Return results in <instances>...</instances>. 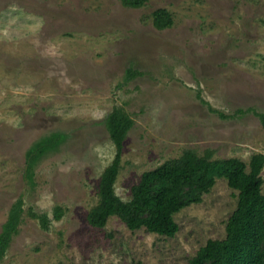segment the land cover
I'll list each match as a JSON object with an SVG mask.
<instances>
[{
	"label": "rangeland",
	"instance_id": "rangeland-1",
	"mask_svg": "<svg viewBox=\"0 0 264 264\" xmlns=\"http://www.w3.org/2000/svg\"><path fill=\"white\" fill-rule=\"evenodd\" d=\"M159 7L170 27H154ZM128 67L141 73L126 78ZM116 106L133 119L114 185L123 200L143 171L184 150L246 162L264 152V129L247 111H264V0H0V229L24 201L0 264H190L225 236L236 191L222 177L175 213L173 236L117 216L87 222L115 153L105 118ZM53 131L65 141L26 178V150ZM261 176L264 193V167ZM29 209L48 215L47 229Z\"/></svg>",
	"mask_w": 264,
	"mask_h": 264
},
{
	"label": "trees",
	"instance_id": "trees-1",
	"mask_svg": "<svg viewBox=\"0 0 264 264\" xmlns=\"http://www.w3.org/2000/svg\"><path fill=\"white\" fill-rule=\"evenodd\" d=\"M120 2L126 7L138 8L147 0ZM151 16L157 29L170 27L173 23L171 13L164 7L154 9ZM140 73L132 67L125 70L126 78ZM247 111L258 117L264 129V111ZM132 124V117L121 107H113L106 115L105 127L115 153L100 175L98 200L86 213L87 222L101 228L111 216H117L131 230L144 228L160 235L173 236L178 230L175 213L201 202L216 178L222 177L236 191V206L226 220L225 236L208 239L190 258V264H264V193L261 189L264 152L252 154L246 162L238 157L212 158L208 149L202 155L191 149L184 150L178 157L166 159L143 171L138 182L131 186L130 198L123 200L115 192L114 185L121 167L123 143ZM65 138L63 132L53 131L34 140L26 150L25 177L31 179L35 165L44 156L56 151ZM23 204V198L18 197L1 225L0 258L5 255L18 231ZM61 213L62 209L56 206L54 218L58 220ZM27 215L36 219L42 228H48L50 219L46 213L29 209Z\"/></svg>",
	"mask_w": 264,
	"mask_h": 264
}]
</instances>
